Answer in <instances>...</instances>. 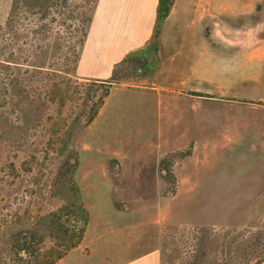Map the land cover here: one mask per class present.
<instances>
[{
	"label": "rangeland",
	"instance_id": "1",
	"mask_svg": "<svg viewBox=\"0 0 264 264\" xmlns=\"http://www.w3.org/2000/svg\"><path fill=\"white\" fill-rule=\"evenodd\" d=\"M90 1L69 0L62 16L43 22L22 10L0 28V245L17 236L49 259L60 241L40 218L73 201L77 189L87 231L74 254L54 264H120L149 252L160 264H224L225 256L264 264V102L251 97L258 94L242 47L250 37L234 33L236 5L227 0L231 17L201 27L208 51L194 59L183 89L164 77L151 81L160 72L153 36L132 58H149L148 67L128 61L114 69L119 80L87 124L110 78L72 66L75 52L80 64L84 53V28L74 19ZM11 2L0 0V27ZM152 4L98 0L94 27L143 34Z\"/></svg>",
	"mask_w": 264,
	"mask_h": 264
},
{
	"label": "crops",
	"instance_id": "2",
	"mask_svg": "<svg viewBox=\"0 0 264 264\" xmlns=\"http://www.w3.org/2000/svg\"><path fill=\"white\" fill-rule=\"evenodd\" d=\"M232 1L236 5L232 16L235 20L234 33L242 35L247 32L250 37L249 44L242 47L248 46V80L251 89H257L256 94H258L251 97L264 102V0ZM226 3L227 0H173L170 13L163 22L157 38L156 55L160 62V72H153L151 81L158 82L161 77H164L162 81L172 87L184 88L182 84H185L189 76L193 75L194 59L202 57L204 52L208 51V45L204 44L202 38L201 27L204 23H209L211 19L231 17L226 15ZM157 4L158 0H153L150 14L142 22L146 27L143 34L135 32L125 36L124 30L111 31L106 24L100 27L98 23V26L94 27L95 21H101V18H96V14L92 13L87 36L81 46L84 47V53L80 56L81 64L78 60L75 65L77 71L81 72V69L86 67L87 71L83 74L87 78H105L109 75L111 77L116 65L133 52L147 48L154 36ZM168 28H170L169 32ZM166 36L167 40L164 39ZM235 46L241 47V44L235 43ZM200 61L203 62L201 65L203 66V58ZM234 78L235 84H241L243 78L238 73ZM77 248L72 249L71 254H74L72 252ZM131 254L122 256L126 257V260L120 264H160L156 252L137 256Z\"/></svg>",
	"mask_w": 264,
	"mask_h": 264
},
{
	"label": "trees",
	"instance_id": "3",
	"mask_svg": "<svg viewBox=\"0 0 264 264\" xmlns=\"http://www.w3.org/2000/svg\"><path fill=\"white\" fill-rule=\"evenodd\" d=\"M69 0H12L11 6L6 18V21L3 27L0 28H10L13 25V22L20 11H35L34 14L39 16V21L43 22L47 17L52 16L55 12L57 15L62 16L64 13L62 12L64 9L67 8V3ZM93 4L92 8H89V12L81 13L77 16L75 21L81 23L82 27L84 28V34L82 39L79 42L80 47L83 45V42L87 36V31L92 19V13L94 6L97 3V0L90 1ZM173 5V0H158L157 10H156V29L154 38H156L160 32V28L168 17L171 7ZM55 13V14H56ZM55 20L51 21L53 23ZM33 33L39 34L41 31V26L32 24L31 26ZM76 50V49H75ZM145 49L138 50L130 54L125 60L115 66V69L119 67L121 64L131 61L138 64L143 70L149 65V58L142 57L140 59L132 60L133 56H137L138 54L145 51ZM157 52V45L154 44L151 56L154 59ZM79 53V52H78ZM73 51L74 54V61L73 65L75 66L77 62V54ZM119 79L116 76V72L113 70L112 76L108 80H104L101 85H103V92H101L97 97L96 101H94L92 108L90 109L89 116L87 117L86 123L88 124L91 122L97 115L99 108L102 105L103 98L106 97L109 93V89L113 84H116ZM209 97L207 95H203ZM72 200L67 202L66 205L61 207L57 212L50 213L40 218L44 224V231L47 232L51 237L56 238L60 241L56 247L52 248V255L48 258L44 257L40 259L41 253L40 248L38 245L34 244L33 241H27L26 239H19L16 237L14 238H7V240L1 242L0 245V264H54L57 261L64 258L72 249L76 248L86 231L89 222V214L84 207V204L80 198L79 191L77 189H72ZM66 203V202H65ZM69 221L74 222V229L71 231L68 228L67 223L69 221H63L62 218H69ZM71 227V226H70ZM6 231V229H5ZM26 232V230H25ZM13 234V233H12ZM7 236V235H6ZM56 248V249H55ZM26 254L27 258H22L20 254ZM33 258V261L31 260ZM235 258L233 256L226 257L224 264H234Z\"/></svg>",
	"mask_w": 264,
	"mask_h": 264
},
{
	"label": "water",
	"instance_id": "4",
	"mask_svg": "<svg viewBox=\"0 0 264 264\" xmlns=\"http://www.w3.org/2000/svg\"><path fill=\"white\" fill-rule=\"evenodd\" d=\"M24 253H22V255H23Z\"/></svg>",
	"mask_w": 264,
	"mask_h": 264
}]
</instances>
